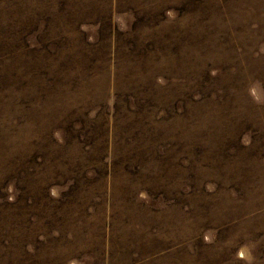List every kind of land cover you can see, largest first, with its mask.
Wrapping results in <instances>:
<instances>
[{"label":"rangeland","instance_id":"374dc122","mask_svg":"<svg viewBox=\"0 0 264 264\" xmlns=\"http://www.w3.org/2000/svg\"><path fill=\"white\" fill-rule=\"evenodd\" d=\"M0 264H264V0H0Z\"/></svg>","mask_w":264,"mask_h":264}]
</instances>
